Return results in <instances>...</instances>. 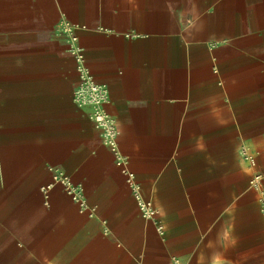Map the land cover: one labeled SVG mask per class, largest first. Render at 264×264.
Wrapping results in <instances>:
<instances>
[{
  "label": "crops",
  "instance_id": "crops-1",
  "mask_svg": "<svg viewBox=\"0 0 264 264\" xmlns=\"http://www.w3.org/2000/svg\"><path fill=\"white\" fill-rule=\"evenodd\" d=\"M63 22L162 232L75 100ZM177 261L264 264V0H0V264Z\"/></svg>",
  "mask_w": 264,
  "mask_h": 264
},
{
  "label": "built area",
  "instance_id": "built-area-1",
  "mask_svg": "<svg viewBox=\"0 0 264 264\" xmlns=\"http://www.w3.org/2000/svg\"><path fill=\"white\" fill-rule=\"evenodd\" d=\"M74 27L75 26L70 22L62 23V30L70 36L72 41L70 51L77 61L79 81L74 93L75 100L80 106L90 105L92 107L91 118L96 127L102 130L105 142L116 154L117 163L121 166L122 172L126 176V180L132 189V193L142 215L147 219L153 220L157 224L158 230L162 232L163 225L158 220L157 207L152 200L144 197L139 181L136 179L135 174L127 167V159L119 153L118 137L120 134V128L117 120L106 107L110 102L109 88L106 84L96 81L88 67L85 65L83 47L78 42V36L73 32ZM242 152L244 158L252 165H255V155L247 149H243ZM55 177L66 185L69 192L72 193L77 201L82 202L84 194L81 184H73L68 176L64 175L62 171H59ZM251 184L253 187L260 188L261 175L255 174L252 178ZM177 264L180 263L177 261Z\"/></svg>",
  "mask_w": 264,
  "mask_h": 264
}]
</instances>
